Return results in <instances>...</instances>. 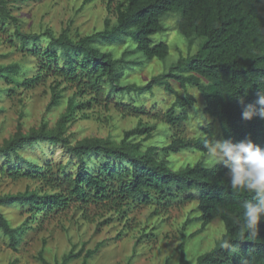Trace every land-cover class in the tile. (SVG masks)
I'll return each instance as SVG.
<instances>
[{"label":"trees","instance_id":"1","mask_svg":"<svg viewBox=\"0 0 264 264\" xmlns=\"http://www.w3.org/2000/svg\"><path fill=\"white\" fill-rule=\"evenodd\" d=\"M9 1L0 0V15L12 19L18 27V19L10 14ZM90 1L93 0H86ZM169 12H175L177 30L189 42L201 39L198 51L181 56L147 84L122 85L121 80L130 66H145L154 59L168 57L169 44L155 41L154 36L166 30L162 17ZM116 16L114 24L107 19L102 30L77 40L65 33L56 36L51 30L15 31L22 49L42 58L39 72L20 80L17 78L20 65L13 63L0 66V77L14 83L15 88H30L53 76L49 108L60 104L65 89L61 85L69 84L76 91L68 98L66 111L55 129L49 130L43 125L28 133L19 131L0 146V156L7 165L14 162V157L23 162V166L11 169L14 179H39L51 191L40 194L25 190L0 196V230L9 239L10 247L18 251L29 226L27 222L12 226L2 212L5 206L28 207L32 220H36L40 214L47 216L52 211L68 208L75 201L109 203L112 208L123 210L131 203L169 207L183 200L196 201L200 212L197 219L187 222L199 221V231H202L220 219L225 232L194 263L186 259L182 245L180 264H264V222L254 237L247 231L241 235L237 220L242 221V206L252 199V194L233 191L223 167H208L201 161L193 166L172 168L166 160L157 158L158 147L150 146L143 151L141 142H128L132 137H154L157 127L142 123L126 131L120 144L102 138H86L73 144L66 135L67 125L76 118L77 111L93 105L107 108L115 96L153 93L155 87H163L175 96L166 113V122L176 127L188 119L197 99L190 93L180 94L173 87V80L185 89L191 87L200 92L204 111L219 124L222 139H231L234 143L251 139L264 147V119L259 115L251 120L242 118L244 107L254 104L260 88L264 89V0H125L118 3ZM128 41L131 45L120 56L102 48ZM85 96H90L87 102L78 99ZM256 107L259 111L260 106ZM212 137L216 138V133L214 124L210 123L199 136L174 137L164 150L173 153L196 150L205 154L204 141ZM40 142L64 147L78 160L76 173L59 176L53 167L24 160L19 155L20 149ZM90 157L99 158L102 163L91 166ZM94 253L88 251L82 264H88ZM79 255L80 252H70L62 261L50 263L41 251L39 260L42 264H67Z\"/></svg>","mask_w":264,"mask_h":264},{"label":"rangeland","instance_id":"2","mask_svg":"<svg viewBox=\"0 0 264 264\" xmlns=\"http://www.w3.org/2000/svg\"><path fill=\"white\" fill-rule=\"evenodd\" d=\"M121 1L125 0H10V14L18 19L19 26L12 19L0 15V66L18 63L21 71L17 78L20 80L39 72L42 58L22 49L15 36L16 29L26 33L51 30L56 36L65 33L77 40L102 30L107 19L114 24L116 7ZM177 19L175 12L165 14L162 22L166 30L154 36L155 41L169 44L168 57L165 60L154 59L145 66H130L121 80L122 85L147 84L154 76L167 71L181 56L198 51L201 39L189 42L177 30ZM130 45L131 41H128L102 48L120 56ZM43 46H46L45 42ZM28 48L31 49L32 45ZM52 82L53 76H49L30 88H15L14 83L0 77V146L19 131L28 133L43 125L49 130L56 128L66 111L68 98L76 89L66 83L61 85L60 88L65 89L60 104L49 108ZM171 83L180 94L190 93L197 99L188 119L176 127L166 122V113L175 96L163 87H155L153 93L115 96L107 108L93 105L77 111L76 118L67 125L66 135L73 144L86 138H102L120 144L125 132L139 123L156 126L152 139L132 137L128 142H141L143 151L150 146L158 147L157 158L166 160L174 169L196 165L205 159L202 152L184 150L173 153L166 152L164 147L176 136L203 134L210 123L214 124L216 139H222L221 128L205 113V103L197 89H185L173 80ZM10 88L15 91H10ZM89 98L78 99L87 102ZM202 115L210 118L211 122L198 123V118L203 119ZM19 155L24 160L53 167L59 176L74 175L77 171L78 160L61 145L40 142L20 149ZM13 159L14 162L7 165L5 158L0 156V196L25 190H36L40 194L51 192L39 179H14L11 169L23 166V162L16 157ZM89 162L94 166L101 164L102 160L90 157ZM123 210L112 208L109 203L81 204L75 201L68 208L52 211L47 216L40 214L38 219L32 220L28 207H2L12 226L27 222L29 229L22 236L18 251L10 247L9 239L0 230V264H42L39 260L41 251L50 263L62 261L70 252H80L79 257L72 258L67 264H82L87 252L95 251L88 264H180L182 245L186 259L194 263L200 254L211 250L225 232L220 219L202 231H199V221L187 222L200 215L196 201L179 200L169 207L157 203H131Z\"/></svg>","mask_w":264,"mask_h":264},{"label":"clouds","instance_id":"3","mask_svg":"<svg viewBox=\"0 0 264 264\" xmlns=\"http://www.w3.org/2000/svg\"><path fill=\"white\" fill-rule=\"evenodd\" d=\"M243 103V100H241ZM259 105V111H257ZM255 115L264 119V89L260 88L254 104L244 107L242 118L251 120ZM203 116V115H202ZM210 123V118L203 116L198 123ZM205 159L208 167L221 166L226 169L225 175L230 180L233 191H243L252 194V199L243 204L241 235L247 231L249 236H255L259 226L264 222V147L255 144L251 139L234 143L231 139H216L212 137L204 141ZM225 243L224 247H227Z\"/></svg>","mask_w":264,"mask_h":264}]
</instances>
